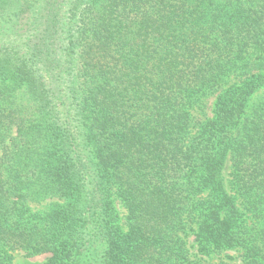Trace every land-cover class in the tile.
Returning <instances> with one entry per match:
<instances>
[{
	"label": "trees",
	"instance_id": "16d2710c",
	"mask_svg": "<svg viewBox=\"0 0 264 264\" xmlns=\"http://www.w3.org/2000/svg\"><path fill=\"white\" fill-rule=\"evenodd\" d=\"M15 250L264 264V0H0V264Z\"/></svg>",
	"mask_w": 264,
	"mask_h": 264
},
{
	"label": "rangeland",
	"instance_id": "374dc122",
	"mask_svg": "<svg viewBox=\"0 0 264 264\" xmlns=\"http://www.w3.org/2000/svg\"><path fill=\"white\" fill-rule=\"evenodd\" d=\"M20 97V100L22 102L27 101V95L23 92L18 93V98ZM207 107H209V109H205L204 113L206 112L207 114L210 115V101L208 102ZM203 113V114H204ZM197 117L199 118H203L204 116L200 113V112H196ZM52 200H50L51 202ZM48 200L43 201L41 203H32L31 206L34 209H46L49 205ZM114 204L115 207L117 209L118 215H119V220L120 223L122 225L123 228H125V222H126V209L124 208L123 204L121 203V201L118 198L114 199ZM126 229V228H125ZM186 240H187V246L192 254L196 253V242L194 240V236L192 235L191 232H189V234H187L186 236ZM48 254L46 253H42V254H37V255H27L25 253V251L23 250H15L12 252V258L10 260V262L8 264H43L44 261L46 260ZM222 257L224 260H226L229 263H236L239 262V256L238 253L234 250H228L222 253ZM214 261H217L218 257L217 256H213L212 257Z\"/></svg>",
	"mask_w": 264,
	"mask_h": 264
}]
</instances>
